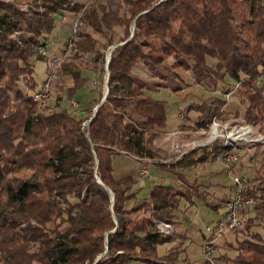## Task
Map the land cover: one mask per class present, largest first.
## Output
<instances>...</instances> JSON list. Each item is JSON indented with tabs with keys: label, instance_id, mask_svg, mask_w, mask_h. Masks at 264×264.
Instances as JSON below:
<instances>
[{
	"label": "trees",
	"instance_id": "16d2710c",
	"mask_svg": "<svg viewBox=\"0 0 264 264\" xmlns=\"http://www.w3.org/2000/svg\"><path fill=\"white\" fill-rule=\"evenodd\" d=\"M112 2L113 8L73 0L0 1V264H184L179 251L158 255L157 246L171 242L172 236L160 233L156 222L172 223L180 201L191 206L194 198L204 199L202 183L190 181L186 170L236 151L215 142L185 153L175 163H153L172 174L177 184H154L138 202L136 181L116 178L113 159L124 154L138 162L154 160L157 127L167 119L164 103L148 96L147 83L133 75L140 62L175 76L188 73L194 85L211 90L224 79L234 83L221 98L185 109L186 114H199L190 131H205L213 119L225 116L223 94L234 91L245 106L242 119L264 133V89L258 88L264 78L261 0ZM65 12L79 16L74 60L93 55L101 76L106 49L123 43L110 55L108 95L87 126L82 124L99 104V90L85 104L88 116L61 107L75 101L89 82L81 63L60 66L56 77L70 78L72 84L59 87L50 109L38 107L39 101L19 88L27 79L28 91L34 90L31 60H44L37 48L46 46ZM251 158L258 169L246 195L256 204L244 228L228 234L237 245L229 242L233 256L215 255V264H264V147ZM200 264L208 263L202 259Z\"/></svg>",
	"mask_w": 264,
	"mask_h": 264
},
{
	"label": "rangeland",
	"instance_id": "374dc122",
	"mask_svg": "<svg viewBox=\"0 0 264 264\" xmlns=\"http://www.w3.org/2000/svg\"><path fill=\"white\" fill-rule=\"evenodd\" d=\"M0 1L16 3V0ZM73 1H76L78 3L86 2L87 4L107 3L110 7L113 8L112 0ZM261 1L262 3H264V0ZM21 10L23 12H26L27 5H21ZM75 21H77L79 25L78 15L65 12L59 19L56 20L54 31H56L57 34L56 32H54L53 35H56L57 38L60 39L63 43L66 42V38L71 34V24ZM79 29L83 30L84 28L80 25ZM116 31L118 32L119 36L121 30L117 29ZM118 36L116 37L115 41L118 39ZM51 37L52 35L50 36V38H48L47 36L46 48L47 46L48 48L52 47L53 41ZM94 37L99 41H102L100 36L94 34ZM112 46L108 47L104 54L103 76H101V74L99 73L101 69L100 66L95 64V62L93 61V55L91 54H85L79 59L74 60L72 56L74 52H71V54L63 62L81 63L82 67H84L82 70V74L88 78L89 82L87 86H85L80 92L77 93L76 99L80 103L84 102L87 97H90V95H92L91 93L93 92L94 96L96 97V89L102 93L103 97L106 91L105 78L107 79V71H105L106 57L109 54ZM31 61L34 65V74L32 76V81L34 82L35 88L33 91H28V88L25 86V81H27V79H22L19 82V88L21 89L20 91L26 93V95L30 94L34 96V93H36V91H40L42 83L46 78L48 71V62L47 60L35 59H32ZM171 63L172 61L169 60L168 65H170ZM133 75L143 79L147 83L149 87L145 90V93L148 96H151L153 99L163 102L167 112V119L165 121L166 124L160 123L157 127L159 135L158 137L160 141L158 140V144H156L155 147L159 150L160 154H158V156L155 157L154 160H146L144 164L149 166H152L153 163L162 164L161 162L172 164V162L176 161L184 153L190 152L191 150L198 151L200 148H207L212 145L211 142L208 141L210 137V130L207 129L205 131L191 133L188 140L181 141L177 138L178 136L176 135V126L187 122L186 119L183 120V117L185 115H187L188 119L192 118V120H194V117L199 115L193 110L189 111L186 114L185 109H187L190 105H200L204 103V101L210 103L214 98H221L220 93L224 92L227 87L233 86V82L229 81L228 79H224L218 84L216 89L214 88L211 90L203 86L194 85L193 79L188 73H179L178 76H175L173 72H168L163 68L152 69L146 67L142 64V62L137 65V68L134 70ZM94 83H96L97 85H95ZM62 84L65 85V87L71 86V79H62L55 77L50 83L48 97L43 100H38V107L50 109L54 105L56 97L60 94L59 87ZM164 86L165 88H161ZM258 88L264 89V78H261L258 81ZM233 93L234 91L228 99L224 98V101H226L227 103L223 107V113L225 116H223L222 119H216L217 122L224 123V125H227V127H232L234 124L247 125L248 127L252 128L256 136H264V133L259 131V126L253 127L249 124H246L242 119L245 106L239 103L236 93ZM71 102H65L63 104L66 105L67 103V108L70 109V111H73L74 115H78V112L76 111H79V109L81 108L80 105L78 106V108H75L73 110L70 108ZM94 108L91 110L92 114ZM131 110L132 108L130 109V112ZM88 115H90V113H88L87 110L86 114H84L83 116H78L85 117ZM87 123L88 121H85L82 126H87ZM259 147H264V142L238 145V147H236L234 151H236V155L239 157V163L235 170L234 167L236 165L233 166L232 172L240 176L244 175L248 179H254L258 166L253 161L254 159L251 157L255 154V152L258 151ZM137 165L138 162L136 160L124 154L115 156L112 164L113 174L116 178L131 176L137 180L134 189L137 190L136 200L139 202L146 199L152 185L159 182L156 180L152 182V180L149 178H142L138 173L139 170ZM184 173L187 175L188 179H193L196 177L203 184H211L209 185L211 196L206 192V189L202 184V186L200 187V192L203 195L205 193L204 199L206 200L194 198V204L191 206H187L184 201H180L179 205L174 209L172 213V220H174L176 223L174 224V226L173 222L171 223V227L174 233L172 235L171 242L158 245L157 253L158 255L162 256L167 253V250L173 249L174 251H179V260L182 261V263L200 264L202 262L201 244L203 241L204 229L209 225L215 224V222L223 214L224 208L221 207V203L223 201L222 194H226L227 196L230 193L229 185H232V181L231 178L227 176L226 170L220 165L219 161L208 163L204 166L199 165L194 169L186 170ZM168 175H170L171 178H174V183H172V181L169 184H177L175 181V177L172 174ZM214 184H220V186L223 187L224 190H216L215 186L213 187ZM209 188H207V190ZM208 203L212 205L216 203L214 205L219 207L214 210ZM233 238L234 237L232 235H226L225 240H219L217 242L218 252H216V255L233 256V246L236 245L233 241ZM229 242L232 243L233 246ZM133 264L141 263L134 262Z\"/></svg>",
	"mask_w": 264,
	"mask_h": 264
},
{
	"label": "built area",
	"instance_id": "2783aa9c",
	"mask_svg": "<svg viewBox=\"0 0 264 264\" xmlns=\"http://www.w3.org/2000/svg\"><path fill=\"white\" fill-rule=\"evenodd\" d=\"M77 30L78 23L75 21L72 25L71 38L67 41L65 49L57 56L47 57L46 46H39L37 48V52L40 55L48 58V71L40 91L33 96L34 101L43 100L48 97L51 81L56 77L61 64L73 51V38ZM232 92L228 91L224 93L223 97L228 99ZM77 107L75 101L70 103L71 109L74 110ZM209 127L210 137L208 141L211 144L223 141L221 142V146L230 149V151H234L241 144L264 142V136H256L252 128L247 125L234 124L232 127H227L224 123H219L216 119H213ZM219 159L227 175L231 178L232 194L223 203L224 212L221 217L215 224L209 225L204 229L201 256L208 264H215L214 258L217 252V242L229 233L243 229L247 222L249 211L256 204V199L253 196L246 195V186L249 183V179L244 175L240 176L232 172V166L238 165L239 157L233 152H227L222 154ZM140 176L142 178L150 177L149 165L145 164L142 166ZM156 226L159 232L164 235L172 236L174 234L171 223L156 222Z\"/></svg>",
	"mask_w": 264,
	"mask_h": 264
},
{
	"label": "crops",
	"instance_id": "0c3cea01",
	"mask_svg": "<svg viewBox=\"0 0 264 264\" xmlns=\"http://www.w3.org/2000/svg\"><path fill=\"white\" fill-rule=\"evenodd\" d=\"M86 3V2H85ZM74 23V22H73ZM73 23L71 24V26L73 25ZM55 29V28H54ZM54 32H56V31H54L53 30V32L48 36V38H50V36L52 35V47L51 48H48V46H47V48H46V54H47V57H51V56H56V55H59V54H61V52L63 51V49H64V47H65V45H66V42L68 41V38L70 37V36H68L67 38H66V42H62L60 39H58L57 38V36L55 35H53V33ZM56 34H57V32H56ZM60 40V41H59ZM47 45V44H46ZM44 60H48V58H46V57H44ZM137 68V67H136ZM135 68V69H136ZM95 84V83H94ZM92 95H90V97H87L86 98V100L84 101V102H82V103H80L79 101H77V99H75V102L77 103V106H79L80 105V109H79V111L77 110L76 112H78L77 114L78 115H81V116H83L84 114H86V112H87V109H86V103L87 102H89V101H93L94 99H95V96H94V92L93 93H91ZM61 107H65V108H67V103H66V105L65 104H63L62 103V105H61ZM78 108V107H77ZM80 116V117H81ZM198 117H199V115L198 116H196V117H194V120H192V118H190L191 120H187V117L186 118H184L183 120H185L186 119V123H184V124H180V125H178V126H176L177 127V132H176V135L178 136L177 138L179 139V140H181V141H186V140H188L189 139V137H190V135H191V133H197V132H199V131H197V132H192V131H190V129H189V127L191 126V122H194V121H196L197 119H198ZM223 118V117H222ZM221 118V119H222ZM166 124V123H165ZM182 126V127H181ZM202 131V130H201ZM159 135H157V137L154 139V141H153V145L155 146L156 144H158L157 142H158V140H159V137H158ZM181 136V137H180ZM178 139H177V141H178ZM160 141V140H159ZM158 150V149H157ZM158 154H160L159 153V150H158ZM185 154V153H184ZM183 154V155H184ZM181 158V157H180ZM180 158H178L176 161H178ZM135 160V159H134ZM176 161H174V162H172V163H175ZM217 161H219V163H220V165L223 167V165L221 164V162H220V159H218ZM138 162V161H137ZM144 162L145 161H142V162H138V170H139V175H140V170H141V168H142V166L143 165H145L144 164ZM162 164L164 163V164H166L167 162H161ZM112 164H113V162H112ZM206 165V164H205ZM204 166V165H203ZM237 167V165L234 167V170H235V168ZM149 168H150V177H147V178H149V179H151L152 180V182L153 181H158L159 183H167V184H169V183H171L172 181V183H174V178H171L170 177V175H168V174H170V173H168V172H166L165 170H163V169H158V168H156V167H154V166H149ZM224 168V167H223ZM232 168H233V166H232ZM154 171H156V172H154ZM233 171V170H232ZM154 173V174H153ZM228 176V175H227ZM127 177V176H126ZM129 177H131V176H129ZM122 178V177H121ZM135 181H136V183H137V180L135 179V178H133ZM193 179H197L196 177L195 178H193ZM193 179H189V180H193ZM176 181V180H175ZM197 182L198 183H201L198 179H197ZM156 184V183H155ZM203 184V183H202ZM202 184H201V186H202ZM136 185V184H135ZM154 185V184H153ZM152 185V186H153ZM209 185H211V184H209ZM209 185L207 184H203V187L206 189V192L207 193H209V195L211 196V194H210V188H209ZM215 186V189L216 190H224V188L223 187H221L220 186V184H214L213 185V187ZM135 187V186H134ZM209 188L208 190H207V188ZM229 190H230V193L226 196V194H222L223 195V201L224 200H227L230 196H231V194H232V185L230 184L229 185ZM225 196V197H224ZM223 201H222V203H221V207H223ZM214 204H216V203H214ZM213 204V205H214ZM187 206H189L188 204H187ZM215 210V209H214ZM172 222H173V226H174V224L176 223L174 220H172ZM175 231V230H174ZM176 233V232H175Z\"/></svg>",
	"mask_w": 264,
	"mask_h": 264
},
{
	"label": "water",
	"instance_id": "95a60500",
	"mask_svg": "<svg viewBox=\"0 0 264 264\" xmlns=\"http://www.w3.org/2000/svg\"><path fill=\"white\" fill-rule=\"evenodd\" d=\"M161 1H164V0H161ZM132 34H133V31H132V33H131V36H132ZM121 45H123V43H120V44H117V45H114V46L111 47L110 52H109V54H108L107 57H106L105 71H107L108 62H109L110 55H111L112 51H113L115 48H117V47H119V46H121ZM105 82H106V91H105L103 97L101 98L99 104H97V105L95 106V108H94V110H93L92 117L89 119L88 122H90V121L93 119V117L96 115L98 109L102 106V104H103V103L105 102V100H106V97H107V95H108L107 79L105 80ZM98 182H99V181H98ZM99 183H100V182H99ZM100 184H101V183H100ZM101 185H102V184H101ZM109 193H110V191H109ZM111 199H112V198H111ZM112 232H114V230H113Z\"/></svg>",
	"mask_w": 264,
	"mask_h": 264
}]
</instances>
